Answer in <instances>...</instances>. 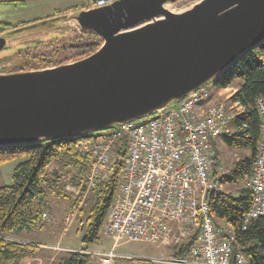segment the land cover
I'll return each instance as SVG.
<instances>
[{"label": "water", "instance_id": "1", "mask_svg": "<svg viewBox=\"0 0 264 264\" xmlns=\"http://www.w3.org/2000/svg\"><path fill=\"white\" fill-rule=\"evenodd\" d=\"M177 1L115 0L60 16L97 34L101 46L54 67L0 72V146L83 137L149 117L206 87L264 41V0L165 8ZM5 46L0 37V50Z\"/></svg>", "mask_w": 264, "mask_h": 264}, {"label": "built area", "instance_id": "2", "mask_svg": "<svg viewBox=\"0 0 264 264\" xmlns=\"http://www.w3.org/2000/svg\"><path fill=\"white\" fill-rule=\"evenodd\" d=\"M114 1L96 0L92 5ZM235 92V88H224L218 93L224 98L212 101L210 91L202 87L159 115L117 125L101 135V142L83 139L76 144L77 151L88 158L81 185L91 189L111 174L117 147L126 149L121 183L100 227V234L112 238L113 246L149 242L179 247L197 233L188 253L152 263H247L240 248L234 250V233L227 226L217 227L208 209V197L223 191L218 180L226 173L214 142L230 132L232 118L245 110L230 100ZM254 107L261 131L250 177L243 183L253 198L244 228L250 220L264 218V99L258 97ZM92 253L99 264H111L120 257L114 250Z\"/></svg>", "mask_w": 264, "mask_h": 264}, {"label": "trees", "instance_id": "3", "mask_svg": "<svg viewBox=\"0 0 264 264\" xmlns=\"http://www.w3.org/2000/svg\"><path fill=\"white\" fill-rule=\"evenodd\" d=\"M73 10V7H69L55 13L61 16ZM78 37H86L88 40L77 59L94 52L101 46L102 40L91 31L81 30ZM69 46L75 50L79 48V46L73 47L72 44ZM63 63L66 62L38 57L34 58L32 64L27 65V68L23 70L43 69ZM23 70L11 72H22ZM0 72L4 73V71ZM212 84L217 90L236 84L238 87L230 100L238 101L245 107L242 114L232 118L230 125L233 130L224 134L221 140L231 148L249 150L250 155L234 161L233 167L218 180L219 185L223 183L243 185L250 177L261 131V119L254 103L258 97L264 99V41L242 55ZM111 130L94 132V134L83 137H63L56 140H38L37 142L0 146V166L4 162L27 155V159L15 164L11 183L0 186V264H19L23 258L40 249V246L34 242H23L13 237L23 231H30L36 227L41 228L44 225V219H48L45 212L48 197L52 195L58 199L69 200L65 190L69 183L72 187L75 186L80 194L85 193L88 186L81 185V182L86 172L88 158L85 154L79 153L75 146L83 139L101 142L102 139H99L101 135ZM125 156V147H117L113 153L111 174L107 180L100 181L90 190L94 194V199L85 214V221L81 228L84 230L81 240L86 247L99 238L102 221L121 183ZM62 169L67 171L72 169L77 173L66 182L63 180ZM252 199V192L242 186L238 194L234 196L224 191L214 192L208 197V209L217 227H221L219 222L223 221L234 233V250L240 248L246 257V264H264V218L250 220L244 228V218L249 211ZM75 205L74 202L72 206ZM79 214L82 215L84 212L81 211ZM197 237L195 233L179 245L175 255L188 253ZM86 250V248H81L68 251L58 264H89L91 254L85 253ZM135 264L154 263L149 260H140Z\"/></svg>", "mask_w": 264, "mask_h": 264}, {"label": "rangeland", "instance_id": "4", "mask_svg": "<svg viewBox=\"0 0 264 264\" xmlns=\"http://www.w3.org/2000/svg\"><path fill=\"white\" fill-rule=\"evenodd\" d=\"M95 1L23 0L20 4H14L13 0H10V3L0 2V20L15 24L21 21H32V19L50 16L69 7H73L74 11L72 12L76 13L81 6L84 9L94 6L92 4ZM199 1L180 0L175 3H168L166 8L174 13H179L191 8L193 4ZM71 13L68 12V15ZM54 24L52 28L28 29L21 32L17 31L18 33H13L10 37L7 36L6 47L0 50V71L6 73L19 69L23 70L27 68V65L32 64L34 58L38 57H48L66 63L75 59L77 60L79 52H82L88 39L86 37H78L81 29L73 20H68L64 17V19L57 20ZM69 44H72L73 47L79 46L78 50L70 48ZM206 87L211 93L212 101L224 98V95H217V89L211 82L207 83ZM231 87L236 89L238 86L232 84ZM229 128L231 132L233 130L232 125H229ZM215 150L220 156V162L224 166L225 171H229L233 167L234 161L250 155L249 150L231 148L221 139L216 141ZM25 159H27V155L4 162L0 166L1 186L11 183L13 166L15 167L18 161ZM62 172L64 176L63 180L66 182L77 173L72 169H68V171L62 169ZM241 186L243 187V185L234 183H223L220 185L224 192L230 193L233 196L238 194ZM65 190L69 196V200L58 199L52 195L48 197L45 210L48 219H44V225L41 228L36 227L30 231H23L13 237L18 239L21 237L28 242L32 240L31 242H34L41 248L43 247L34 252L36 259L33 263L29 264H58L68 251H76L81 246H85L81 240L84 232L81 228H83L85 214L91 206L94 194L90 191L91 189H87L84 194H80L76 187H72L70 183ZM74 202L76 205L72 206ZM81 211L84 214H79ZM219 223L221 227L226 226L223 221ZM107 248H109V245ZM177 249L178 247L160 245L159 243L122 242L114 250L117 255H123L114 260L117 261V264H135L140 260L152 262V260L174 257ZM92 255L97 257L93 253Z\"/></svg>", "mask_w": 264, "mask_h": 264}, {"label": "crops", "instance_id": "5", "mask_svg": "<svg viewBox=\"0 0 264 264\" xmlns=\"http://www.w3.org/2000/svg\"><path fill=\"white\" fill-rule=\"evenodd\" d=\"M224 90V88H220V89H218L217 91H216V93H217V95H218V93H220V92H222ZM218 141V140H217ZM215 143H216V141H215ZM220 157V156H219ZM13 168H14V166H13ZM13 168H12V170H13ZM12 172V171H11ZM225 172H227V171H225ZM1 184H3V183H1ZM1 186V185H0ZM21 233V232H20ZM110 239H111V241H110ZM17 240H21V241H23V242H28V241H26L25 239H23V238H21V237H19V239L17 238ZM110 242H109V241ZM30 241H32V240H30ZM38 243V242H37ZM41 245V244H40ZM109 245V248H107V246ZM117 246V245H116ZM116 246H113V239L112 238H109V237H106V236H103V235H99V238H98V240L97 241H95V242H93V243H91V244H89V245H87V247H86V245L85 246H81L80 248H78V249H81V248H86L87 249V252L88 251H90L91 253L92 252H99V251H102V252H109V251H111V250H114V248L116 247ZM43 248V247H42ZM41 247H40V249H42ZM114 252H115V250H114ZM90 253V254H91ZM116 253V252H115ZM117 254V253H116ZM119 256H122V255H120V254H118ZM125 255V254H124ZM36 258H35V256H34V254H31L30 256H27V257H25V258H23L21 261H20V263L19 264H29V263H33L34 262V260H35ZM112 263L111 264H117V261L116 260H112L111 261ZM88 263L89 264H99L100 262H99V259L97 258V257H95V256H93L92 254H91V257H90V259H89V261H88ZM124 264V263H123Z\"/></svg>", "mask_w": 264, "mask_h": 264}, {"label": "flooded vegetation", "instance_id": "6", "mask_svg": "<svg viewBox=\"0 0 264 264\" xmlns=\"http://www.w3.org/2000/svg\"><path fill=\"white\" fill-rule=\"evenodd\" d=\"M15 1H17V2H14V4H17V3L20 4L19 1H22V0H15ZM0 2H5V3L9 2L10 3V0H0ZM79 9H84V8L81 6V8H79ZM71 12H69V13H71ZM59 17H60L59 14L54 13V14H52L50 16H45L43 18L32 19V21H21V22H18L16 24L15 23H11V22L8 23L6 21H1L0 20V37H5L7 39V36L10 37V35L13 34V33H18V32L24 31V30H28V29H21V27H24L26 25H31L32 23H35V22L42 23L44 21V23L42 25H40L39 27H37V28H40V27H52L53 25H55L54 23L57 21V19Z\"/></svg>", "mask_w": 264, "mask_h": 264}, {"label": "bare ground", "instance_id": "7", "mask_svg": "<svg viewBox=\"0 0 264 264\" xmlns=\"http://www.w3.org/2000/svg\"><path fill=\"white\" fill-rule=\"evenodd\" d=\"M88 8H96V7H94V6H91V7H88ZM88 8H85V9H88ZM165 8H166V6H165ZM76 23V22H75ZM76 25L77 26H79V24L78 23H76ZM81 29V28H80ZM82 30V29H81ZM25 71V70H24ZM23 72V71H22ZM197 90V89H196ZM192 92H195V91H192ZM161 112L160 111H158V112H156V113H154L153 115H159ZM143 118H145V117H143ZM140 119H142V118H140ZM115 127H112V128H109V129H114ZM106 130H108V129H106ZM102 132V131H101ZM122 172H123V170H122ZM87 189H91L90 187H87L86 188V190ZM85 190V191H86ZM84 194V193H83ZM113 203V202H112ZM112 206V205H111ZM111 208V207H110ZM110 208H109V210H110ZM109 212V211H108ZM108 212H107V214H108ZM107 214L105 215V217H104V219H103V221H102V224L107 220ZM44 218H45V215H44ZM46 219V218H45ZM254 220V219H253ZM85 253H87V250H86V252Z\"/></svg>", "mask_w": 264, "mask_h": 264}]
</instances>
